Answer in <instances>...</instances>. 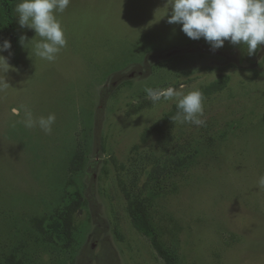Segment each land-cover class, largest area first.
Listing matches in <instances>:
<instances>
[{
    "label": "rangeland",
    "instance_id": "rangeland-1",
    "mask_svg": "<svg viewBox=\"0 0 264 264\" xmlns=\"http://www.w3.org/2000/svg\"><path fill=\"white\" fill-rule=\"evenodd\" d=\"M17 15L36 39L0 53V264H264V45L213 51L168 0H70L48 62ZM145 87L200 90L205 124Z\"/></svg>",
    "mask_w": 264,
    "mask_h": 264
},
{
    "label": "clouds",
    "instance_id": "clouds-1",
    "mask_svg": "<svg viewBox=\"0 0 264 264\" xmlns=\"http://www.w3.org/2000/svg\"><path fill=\"white\" fill-rule=\"evenodd\" d=\"M70 0H20L15 11L21 27L33 29L40 40L34 44L32 52L35 56L48 62H54L58 54L67 46L65 30L57 18L69 6ZM171 15L169 24L181 25V31L192 40L203 38L213 51L221 49L225 41L232 45H245L249 56L254 55L264 45V0H168ZM36 38L28 40L20 37V43L25 47ZM12 45L9 40L0 44V53L9 51ZM30 52V55L32 54ZM0 61L8 66V60L0 55ZM4 81L0 90L8 87ZM144 92L155 105L175 99L177 112L171 119L174 122L191 123L197 126L205 124L201 119L204 115V95L200 90L182 93L172 87L166 90L145 87ZM11 114L20 117L19 121L26 128L39 127L47 134H51L52 126L56 121L55 114L47 117L35 118L27 107H13ZM258 185L264 188V176L258 180Z\"/></svg>",
    "mask_w": 264,
    "mask_h": 264
},
{
    "label": "trees",
    "instance_id": "trees-1",
    "mask_svg": "<svg viewBox=\"0 0 264 264\" xmlns=\"http://www.w3.org/2000/svg\"><path fill=\"white\" fill-rule=\"evenodd\" d=\"M20 0H0V40L11 42L10 55L13 62L18 65L21 58L22 37L16 20V5Z\"/></svg>",
    "mask_w": 264,
    "mask_h": 264
}]
</instances>
